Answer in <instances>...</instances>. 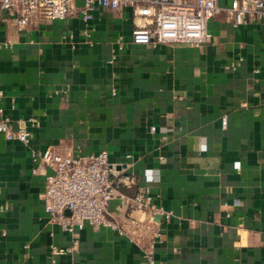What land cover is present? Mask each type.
Returning a JSON list of instances; mask_svg holds the SVG:
<instances>
[{"label": "crops", "instance_id": "0c3cea01", "mask_svg": "<svg viewBox=\"0 0 264 264\" xmlns=\"http://www.w3.org/2000/svg\"><path fill=\"white\" fill-rule=\"evenodd\" d=\"M145 21L130 6H95L88 21L0 18L2 113L30 133H0V264H149L112 229L72 235L50 220L29 156L47 146L104 149L113 171L134 174L128 195L156 170L151 201L171 214L154 215V264H264V24L233 26L220 9L207 42H132ZM50 243L70 249L51 261Z\"/></svg>", "mask_w": 264, "mask_h": 264}, {"label": "built area", "instance_id": "2783aa9c", "mask_svg": "<svg viewBox=\"0 0 264 264\" xmlns=\"http://www.w3.org/2000/svg\"><path fill=\"white\" fill-rule=\"evenodd\" d=\"M95 6H130L134 16L145 18L144 23L136 24L131 30L130 38L134 43L207 42L210 32L206 19L220 9L233 26L246 22L247 18L264 24V0H227L225 6H219L217 0H0V10L5 12L0 18L9 19L18 27L36 25L45 19L61 20L73 14L88 21ZM27 120L30 126L37 125L35 117ZM220 123L224 126V115ZM0 133L5 139L22 143L30 136L25 125L15 128L11 125L1 105ZM29 156L34 161L31 171L43 174L40 193L43 209L60 231L75 235L85 223L94 228L112 229L139 244L149 264H154L149 254L158 236L154 215L167 220L171 214L170 210L151 201L149 182L157 179L155 169H143L144 183L138 184L128 195L121 188L134 182V174L113 171L104 149L74 156L69 151L47 146L39 150L30 148ZM233 165L237 167V161ZM112 198H116L117 203L110 210L108 203ZM220 208L226 206L221 204ZM72 242L75 243V239ZM48 248L51 261L53 256L70 249L53 243Z\"/></svg>", "mask_w": 264, "mask_h": 264}, {"label": "water", "instance_id": "95a60500", "mask_svg": "<svg viewBox=\"0 0 264 264\" xmlns=\"http://www.w3.org/2000/svg\"><path fill=\"white\" fill-rule=\"evenodd\" d=\"M117 203V199L116 198H112L109 200V203H108V209H113L114 205Z\"/></svg>", "mask_w": 264, "mask_h": 264}]
</instances>
